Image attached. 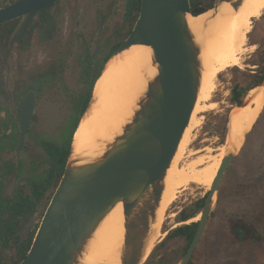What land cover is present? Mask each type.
I'll return each mask as SVG.
<instances>
[{
	"label": "rangeland",
	"instance_id": "374dc122",
	"mask_svg": "<svg viewBox=\"0 0 264 264\" xmlns=\"http://www.w3.org/2000/svg\"><path fill=\"white\" fill-rule=\"evenodd\" d=\"M129 1L58 0L42 27L32 28L23 45L14 46L11 51L6 44L8 27L0 26V99L1 94L17 90L19 84L21 91L30 86L38 90V105L24 148L18 149L20 126L16 114L0 115V203L16 200L18 194L35 202L31 220L17 229L11 240L0 241V264L20 262L22 238L34 233L41 223L58 186L56 183L49 188L39 186L38 177L49 168L46 146H64L74 121L85 115L78 104L89 94L91 101L95 76L105 68L113 47L127 39L134 27V16L128 12ZM212 1L218 0H191V6L208 10ZM4 2L1 0L0 6ZM50 33L54 35L46 36ZM249 38L247 66L229 68L220 74L214 98L219 106L204 114L203 124L185 142V154L179 161L181 166L209 159L217 156L223 145L226 151L229 146L236 149V157L221 182V197H215L205 233L189 264H263L264 261V104L239 147L230 143L229 135V118L237 108L232 100L233 87L237 83L249 84L253 75L264 77V17L254 19ZM77 58L83 61L88 73L83 75ZM51 66L57 67L58 72L31 79ZM253 94L251 90L244 101ZM10 107L0 106V112ZM193 185L181 189L179 199L161 210L152 229L153 245L143 264L180 263L187 251V240L181 235L171 238L167 235L172 229L190 223L181 221L180 212L183 209L193 212L195 203L210 191V187ZM36 189L44 190L41 197L36 195ZM195 211L196 215L200 212ZM13 214L10 208L2 212L0 204V224L2 218ZM237 223L245 231L240 235L235 228Z\"/></svg>",
	"mask_w": 264,
	"mask_h": 264
},
{
	"label": "water",
	"instance_id": "95a60500",
	"mask_svg": "<svg viewBox=\"0 0 264 264\" xmlns=\"http://www.w3.org/2000/svg\"><path fill=\"white\" fill-rule=\"evenodd\" d=\"M56 1L10 0L0 7V24L20 19L9 45L22 43L32 25L42 23V13L49 11ZM244 1L218 0L208 9L210 17H215L226 2L239 10ZM199 14L193 13L191 0H142L132 32L107 64L133 45L143 44L151 47L152 64L157 71L148 77L147 88L132 117L120 133L105 142L101 151L90 154L71 148L31 248L19 264H93L86 259L91 242L120 203L126 231L118 264H143L153 245L152 229L162 210L167 173L190 124L203 83V50L207 40L199 39L189 23L190 15ZM207 27L208 22L204 30ZM259 86H264V80ZM253 96L237 106H247ZM98 97L94 91L85 115ZM37 105L35 89L28 90L19 101L20 148L25 145ZM235 150L227 148L198 213L201 217L196 234L179 264H189L205 233L223 176L236 157Z\"/></svg>",
	"mask_w": 264,
	"mask_h": 264
},
{
	"label": "bare ground",
	"instance_id": "6f19581e",
	"mask_svg": "<svg viewBox=\"0 0 264 264\" xmlns=\"http://www.w3.org/2000/svg\"><path fill=\"white\" fill-rule=\"evenodd\" d=\"M263 14L264 0H245L239 10L234 9L229 2L224 3L220 12L212 18L209 10L197 16L190 15L189 23L199 39L207 40L203 50L205 71L190 124L167 173L161 209L176 202L181 189L193 184L211 187L223 154L226 153L225 146L221 147L217 156L180 166L179 161L185 154L184 144L191 140L189 137L193 131L203 124L204 114L219 106L214 98L220 74L229 68L247 66L251 43L249 35L254 27V19ZM207 22L208 27L204 30ZM156 71L157 68L152 64L151 47L147 45H133L110 59L107 69L95 82L94 91L99 95L98 101L83 117L73 134L71 144L75 151L95 154L103 149L106 141L120 133L147 88L148 77ZM252 91L255 94L251 103L245 107L237 106L229 119L230 143L234 147L240 146L245 132L254 125L263 110L264 86H257ZM229 149L233 148L229 146ZM200 217L198 214L186 222L198 221ZM125 231L124 208L123 203H120L98 229L87 252V261L93 264H118Z\"/></svg>",
	"mask_w": 264,
	"mask_h": 264
},
{
	"label": "trees",
	"instance_id": "16d2710c",
	"mask_svg": "<svg viewBox=\"0 0 264 264\" xmlns=\"http://www.w3.org/2000/svg\"><path fill=\"white\" fill-rule=\"evenodd\" d=\"M9 1L10 0H5L4 4H2V5H7L9 3ZM141 3H142V0H131L128 3V12H129V14H133L135 23H136V21L139 17V14H140ZM214 3L215 2L212 1L210 3V7L213 6ZM192 11L194 14H199L201 12L206 11V9L203 7H200V6H195L192 8ZM16 23H17V20H13V21H9L7 23L1 24L0 26H7L8 27L7 33L9 35L10 32L14 29ZM131 32H132V30H130V33ZM123 42H121V43L117 44L115 47H113L110 54L108 55V58L114 53V51H116V49ZM99 75H100V73H98L95 76V78H94L95 82H96ZM263 80H264L263 75H253V78L249 84L242 85L240 83H237L232 89L233 103H235L237 105H241L244 101V98L249 94V92L252 89H254L255 87L259 86L263 82ZM89 101H90V94L86 97L85 104L81 110L82 114L86 110V108L89 104ZM79 121H80V118H78L74 121V129L78 126ZM74 129L71 132V135H70L68 141L64 144V146H54L51 144H48L46 146V150L48 153L47 154V160H48L49 168L45 171V173L43 175L38 177V179L41 180V183L39 184V186L44 187V188H49L55 183H56V185L59 184L61 177L64 173L69 154H70ZM37 187H38V185H37ZM43 192H44V190H41V191H39L38 189L35 190V193L38 197H41L43 195ZM207 194L205 197H203L202 199H200L199 201H197L195 203V209L193 212L188 213L186 209H183L180 212L181 221H188L190 218L194 217L196 215V212H197V211H195L196 209H198V211L202 210L204 203H205V199L207 197ZM219 196L221 197V195H219ZM0 204H1V211L2 212H5L6 208H10L14 212L13 217H7V218L1 219L0 241L4 242V241H7L9 239L11 240V238L15 237L16 236V230L22 229L25 226V224L31 220L32 215L34 214L35 202L30 200L27 197H24L21 194H18L16 200L15 199L14 200H6L5 202L1 201ZM198 225H199L198 221H192L190 223H186L184 225L178 226V227H176L170 231V233L167 235V238H171L173 235L184 236L185 239L187 240V243H188V246H187V250H188V248H189V246H190V244H191V242H192V240L196 234ZM38 228H39V226L36 228L34 233H32L31 235L28 234L29 235L28 237L26 236V237L22 238V240H21L22 244L20 245V250H19V254L21 257L20 262L27 256ZM235 228H236L237 233L239 235L242 234L243 232H245L243 225L241 223H237L235 225ZM20 262H18L16 264H19ZM263 264H264V261H263Z\"/></svg>",
	"mask_w": 264,
	"mask_h": 264
},
{
	"label": "flooded vegetation",
	"instance_id": "af4514ba",
	"mask_svg": "<svg viewBox=\"0 0 264 264\" xmlns=\"http://www.w3.org/2000/svg\"><path fill=\"white\" fill-rule=\"evenodd\" d=\"M58 1V0H57ZM57 1L55 2V4L57 3ZM54 4V5H55ZM215 4V3H214ZM213 4V5H214ZM53 5V6H54ZM3 6H6V5H2L1 7H3ZM53 6L51 7V9L53 8ZM50 9V10H51ZM49 10V11H50ZM49 11H46V12H43L42 13V23H40V24H34V25H32V27L30 28V30L28 31V34H27V36L29 35V32L31 31V29L32 28H34V27H42V25L44 24V22H46L47 21V18H46V16L49 14ZM46 15V16H45ZM45 17V18H44ZM262 17H264V14H263V16ZM14 20H17V23H16V25H15V27L17 26V24H18V22L20 21V19H14ZM11 21H13V20H11ZM7 23V22H6ZM2 24H4V23H2ZM1 25V24H0ZM15 27H14V29H15ZM13 29V30H14ZM13 30L10 32V34H9V37H8V39H7V41H6V44H7V50H9V51H11L13 48H14V46H21V45H23V43L25 42V40H26V38H27V36H26V38H25V40H23V42L22 43H14V44H12V46H10L9 45V42H10V36H11V33L13 32ZM52 35H54V34H49V35H46V36H52ZM19 53H20V51H19ZM77 64L78 65H80V70L83 72V75L84 74H86V72L88 73V70L86 71V69L84 68V64H83V61L81 60V59H79V58H77ZM58 72V70H57V67H55V66H51V67H48L47 68V70H45V71H42V73H40L39 74V76L36 74V75H34V76H32L31 77V79L32 80H37V78H43V77H45V76H51V75H53V74H55V73H57ZM20 84L17 86V90H15L14 92H12L11 94H1V99H0V106H6V104H9V105H11L12 107H10V110H11V112H10V110H8V111H6V110H2L1 112H0V115L2 116V117H7V116H9V115H11V113L12 112H14L15 114H16V116H17V120H18V123H19V114H18V104H19V101L21 100V98H22V96L28 91V90H30V89H35L36 90V92H37V100H38V90L36 89V88H34L33 86H30L29 88H27L25 91H21V89H20ZM87 97V96H86ZM86 97H84L83 99H82V101H81V104L79 103L78 104V108H79V106H81V108H80V110L83 108V106H84V104H85V100H86ZM12 109H14L15 111H12ZM10 112V113H9ZM74 113V112H73ZM33 120H34V117H33ZM33 123V122H32ZM19 126H20V123H19ZM74 129V128H73ZM75 130H76V128L74 129V132H75ZM10 131H12V129H8V132H10ZM28 132H29V130H28ZM73 132V133H74ZM28 134V133H27ZM26 137H27V135H26ZM20 140H21V127H20V134H19V141H18V149H22V148H24L25 147V145H26V142H25V145L22 147V148H20ZM195 217V216H194ZM191 219V218H190ZM187 252V251H186Z\"/></svg>",
	"mask_w": 264,
	"mask_h": 264
}]
</instances>
